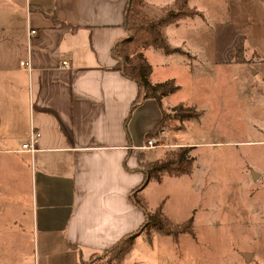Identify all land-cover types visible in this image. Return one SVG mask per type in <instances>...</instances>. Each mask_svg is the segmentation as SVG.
I'll list each match as a JSON object with an SVG mask.
<instances>
[{
	"label": "crops",
	"instance_id": "0c3cea01",
	"mask_svg": "<svg viewBox=\"0 0 264 264\" xmlns=\"http://www.w3.org/2000/svg\"><path fill=\"white\" fill-rule=\"evenodd\" d=\"M143 2L144 14L157 18L147 6L156 8L159 1ZM126 5L127 0H0V42L6 43L0 52V264H86L137 231L145 213L130 194L144 177L141 164L156 160L147 158L150 151L162 149L144 148L145 135L163 109L179 103L200 111L184 121L182 131L197 126L208 138L186 139L180 129L174 135L173 143L188 146L194 158L191 173L164 174L179 185L185 177L198 197L184 221L193 226L206 215L212 264H222L218 238L228 228L241 230L237 235L264 234V0H223V16L208 40L202 27L218 6L189 0L194 15L162 26L168 44L185 52L152 46L143 51L152 66L150 81L173 79L178 90L160 101L148 96L133 110L138 86L122 73L113 48L128 35ZM29 28L36 29L31 38ZM64 58L68 68L60 65ZM26 60L29 66L20 64ZM32 128L40 142L28 153L21 147ZM201 148L210 151L205 156ZM233 156L237 162L231 165ZM152 180L142 194L164 178ZM247 183L260 185L252 209L247 197L217 195ZM7 195H14L12 202ZM167 198L151 209L162 206L173 220ZM193 232L188 234L198 244L203 236L194 226ZM177 240L140 232L124 264H169L173 253L187 256ZM253 244L244 240L233 249L234 264L253 262L260 250ZM189 260L182 264H193Z\"/></svg>",
	"mask_w": 264,
	"mask_h": 264
},
{
	"label": "trees",
	"instance_id": "16d2710c",
	"mask_svg": "<svg viewBox=\"0 0 264 264\" xmlns=\"http://www.w3.org/2000/svg\"><path fill=\"white\" fill-rule=\"evenodd\" d=\"M144 0H127V5L124 11L125 29L128 33L127 37L116 42L114 45V55L120 59L122 73L135 80L138 86V95L133 100L131 108L135 107L144 98L148 96L155 97L158 101L169 93L178 90L173 79H167L160 83L153 84L150 81L149 74L152 66L144 56V49L148 46L162 48L166 53L185 52L181 47L175 48L170 46L163 34L162 26L173 23L180 18L194 15L196 10L189 8L187 3L189 0H175L176 9H168L164 14L157 18L144 17L142 6ZM241 50V47H239ZM177 112L175 113L178 120L194 119L200 114V111L195 107L176 105ZM194 108V110H193ZM193 110V113L191 112ZM159 124L152 130L146 133L145 137L155 134ZM189 152L188 146H180L175 152L166 153L164 158L153 162L142 163L141 168L144 172V177L139 185L131 192L130 198L138 205L143 213H145L144 222L138 227L137 231L124 236L113 246L101 253H94L89 261H96L94 264H120L125 255L133 248L134 239L140 232L145 234L150 239L155 232L161 234L178 235L183 232H193L191 220L182 222L181 224H173L169 217L162 211V206L156 207L149 211L142 190L151 179L160 180L164 174L179 176L188 174L192 171L193 157L187 156Z\"/></svg>",
	"mask_w": 264,
	"mask_h": 264
},
{
	"label": "rangeland",
	"instance_id": "374dc122",
	"mask_svg": "<svg viewBox=\"0 0 264 264\" xmlns=\"http://www.w3.org/2000/svg\"><path fill=\"white\" fill-rule=\"evenodd\" d=\"M159 1V3H157V5L155 6L156 8H150L149 6H147L148 11H154L153 16L155 17H160V15L164 14L168 9H176V7H172V2L170 0H157ZM208 2L213 3L214 5L218 6L217 8V13H211L210 16H212V18L207 17V19L205 20V24H204V28L202 27V29L205 31L206 34V39H210V36L213 34V30H212V34H211V28L214 27L217 23V21L223 16V0H208ZM166 7V8H165ZM142 11H143V6H142ZM144 13V12H143ZM144 17H148V18H152L149 17L147 15V13L144 14ZM4 46H6L5 42H0V52H2V49L4 48ZM2 55H6V53H3ZM23 93V90L21 91ZM174 101V100H173ZM185 106V105H183ZM176 107L178 106H174V107H169L168 109H163V113H162V117L159 121V125L157 127V129L155 130V134L153 136H157L159 138V140L157 141V143H162L164 144L163 147H158V148H162V149H152V151H150L149 157H154L156 158V160H158L159 158L162 159L164 158L166 153H171V152H175L179 149L180 146H185V145H176L175 143H173L174 140V135L175 133L177 134H181V132H179V129L182 131L185 128V123L184 121L186 120H178L176 117H174L177 112ZM189 107V106H187ZM191 107V106H190ZM195 109L198 110V108L195 107ZM194 110V108H193ZM193 110L191 111L193 113ZM184 125V127H183ZM183 128V129H182ZM196 128V129H195ZM191 132H189V128L187 127V129L183 132L182 131V136L186 139H190V140H195V139H200V140H204V139H208L205 137H202L199 128L196 127H190ZM172 136V138H171ZM147 141V140H146ZM233 149H239V148H235L233 147ZM162 150V151H161ZM200 153L204 154L205 156L209 153V148H201L200 149ZM187 156H191L192 157V153L189 151L187 153ZM151 159V158H150ZM154 160V159H152ZM154 160V161H156ZM207 160V159H206ZM153 162V161H150ZM149 162V163H150ZM232 162H237V157L233 156L231 157V161L230 164H232ZM148 163V162H146ZM211 164L213 165H218L217 161H213L211 162ZM193 165V164H192ZM221 165H223L221 163ZM194 167V166H193ZM192 167V169H193ZM238 170H236L237 172ZM234 171V173H236ZM191 173V172H190ZM189 174V173H188ZM164 180L161 181V183L159 184L158 182L154 181V179L152 181H154L153 183H151V186L145 191V193H143V197L145 198L146 204L148 209L150 210L153 206V204H155L156 202H158L159 198L163 199L167 198V201L165 202V209L168 210V212L171 213V216L173 218V220L169 217L170 214L166 213L165 214L169 217V219L173 222V224H181L182 221H184V219L187 217L189 211L188 209L190 208V206L197 204V200L198 197L192 194L191 191V182L188 181L185 177L181 180L180 185L178 184L177 181L170 179L168 176L163 175ZM232 179L233 182H236L235 179V175H232ZM240 181V180H238ZM222 183H229V181H221ZM260 185L256 184H241V186H233L232 188H226V189H221L218 190L217 195H219V197H221L222 199L225 198L226 196H228L229 194L233 195V196H239L242 198L243 197H247V205H249V207H253V201H256V196L260 193ZM5 189V188H3ZM26 189V187H25ZM27 190V189H26ZM264 193V189L263 192ZM24 198H23V202H25V207H27L28 201H27V192H25L23 194ZM200 196V195H199ZM202 199V196H200ZM7 201L12 202L14 195H7L6 196ZM207 199H209L208 196L204 197ZM256 209V208H255ZM152 211V209H151ZM162 211L164 212L163 208ZM257 211V209H256ZM255 211V214H256ZM198 221L193 223V226L195 227V230H198L201 235L203 237H199L198 236V241L199 243L197 244L193 239L192 236L188 234V232H183L181 233L182 236H180V234L178 235H174L175 239L178 238V244L180 245L181 248H187L188 252L187 256H177L175 253H173L170 256V262L169 264H182L186 259H190L189 262H191V259H194L193 264H212V258L213 255L211 254V247L209 248V244H211V238L210 237H204V236H208L205 234L206 230L208 232H211V227L209 225H206V215L205 214H201L199 216V218L197 219ZM188 221V220H186ZM184 221V222H186ZM205 224V225H204ZM263 228V227H261ZM221 229V228H220ZM252 232H255V228L252 227ZM228 235H224L218 238L219 240V248L221 247L220 250V257H221V261L222 264H234V261H236L238 259L237 256V252L235 253L236 255V260L233 259V255H231L233 249H237L239 248V245L244 243V240L249 241V239L251 240V242H253V247L256 248H260V250L257 252V257L253 260V262L249 263V264H264V234H249L246 235L248 233H245L244 235H237V233L241 232V230L235 228V227H230L228 228V230H226ZM191 234H194V232H191ZM179 236V237H178ZM148 237V236H147ZM194 238V237H193ZM216 238V237H214ZM175 243V242H174ZM176 244V243H175ZM168 246H173V242H168L167 244ZM129 253V252H128ZM127 253V254H128ZM126 254V255H127ZM125 255V256H126ZM125 258V257H124ZM124 258L123 261H121L120 264H124ZM96 261L93 260L89 261V264H94ZM245 264H248L246 261H244ZM236 264H238L236 262Z\"/></svg>",
	"mask_w": 264,
	"mask_h": 264
},
{
	"label": "built area",
	"instance_id": "2783aa9c",
	"mask_svg": "<svg viewBox=\"0 0 264 264\" xmlns=\"http://www.w3.org/2000/svg\"><path fill=\"white\" fill-rule=\"evenodd\" d=\"M34 33H36V29L34 28H29L28 32H27V36H29V38H31V35H33ZM20 64L22 65H30L29 60L26 61H21ZM60 65L61 67L64 68H68L69 65V59L68 58H64L60 61ZM39 138H40V132L39 130L32 128L31 131L29 132V136L26 139V141L22 144V150L26 151V152H30L33 153L34 151L37 150L38 148V144H39ZM159 140V138L157 136H151L149 137V139L146 141V144L143 145L144 148H150V147H163L164 144L162 143H157V141Z\"/></svg>",
	"mask_w": 264,
	"mask_h": 264
}]
</instances>
